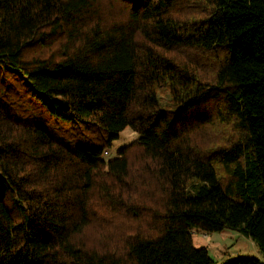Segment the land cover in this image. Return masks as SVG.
Returning a JSON list of instances; mask_svg holds the SVG:
<instances>
[{
    "label": "trees",
    "instance_id": "16d2710c",
    "mask_svg": "<svg viewBox=\"0 0 264 264\" xmlns=\"http://www.w3.org/2000/svg\"><path fill=\"white\" fill-rule=\"evenodd\" d=\"M1 74L106 143L14 117L0 88V264H213L192 230L226 228L264 259V0H0Z\"/></svg>",
    "mask_w": 264,
    "mask_h": 264
},
{
    "label": "rangeland",
    "instance_id": "374dc122",
    "mask_svg": "<svg viewBox=\"0 0 264 264\" xmlns=\"http://www.w3.org/2000/svg\"><path fill=\"white\" fill-rule=\"evenodd\" d=\"M2 85L0 88L3 92L4 100L15 97L13 93L17 89L20 96L16 98L13 105L8 109L15 117L27 116L30 121L45 127L50 130L57 138H62L65 142L71 145H101L106 143V134L99 128L98 132L90 131L84 123H72L69 120L60 119L54 113L49 111L45 105H41L39 100L32 101L33 98L30 92H24L26 85L19 80H10L9 75L1 74ZM21 83V85H20ZM12 85L10 89L6 86ZM157 100L159 106L164 110L171 109L169 102V93L164 86L157 89ZM30 95V96H27ZM37 101V102H36ZM199 112L192 113L180 120V122H190L198 118ZM31 116V117H29ZM137 138L136 132L129 127L124 128L118 133V138L111 140L110 146L103 149L105 157H113L120 147L127 145ZM219 172L221 178L226 174ZM13 214L17 211L10 209ZM192 243L195 248L205 247L208 255L213 261V264H222L227 260L238 257H257L264 260L258 247L254 242L239 229L226 228L221 231L205 232L201 230H192Z\"/></svg>",
    "mask_w": 264,
    "mask_h": 264
}]
</instances>
